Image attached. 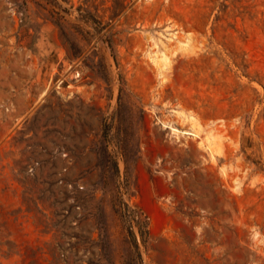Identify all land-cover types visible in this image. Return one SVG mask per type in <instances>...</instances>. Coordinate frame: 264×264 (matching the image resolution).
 <instances>
[{
    "label": "rangeland",
    "instance_id": "374dc122",
    "mask_svg": "<svg viewBox=\"0 0 264 264\" xmlns=\"http://www.w3.org/2000/svg\"><path fill=\"white\" fill-rule=\"evenodd\" d=\"M0 264H264V0H0Z\"/></svg>",
    "mask_w": 264,
    "mask_h": 264
}]
</instances>
